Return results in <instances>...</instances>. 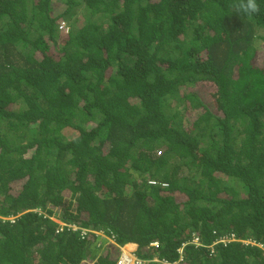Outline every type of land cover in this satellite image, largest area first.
<instances>
[{
	"label": "trees",
	"instance_id": "obj_1",
	"mask_svg": "<svg viewBox=\"0 0 264 264\" xmlns=\"http://www.w3.org/2000/svg\"><path fill=\"white\" fill-rule=\"evenodd\" d=\"M239 2L0 0V264H115L60 221L174 264H264V0Z\"/></svg>",
	"mask_w": 264,
	"mask_h": 264
},
{
	"label": "clouds",
	"instance_id": "obj_2",
	"mask_svg": "<svg viewBox=\"0 0 264 264\" xmlns=\"http://www.w3.org/2000/svg\"><path fill=\"white\" fill-rule=\"evenodd\" d=\"M236 10H237L238 13H241L242 12L244 14H254V13H258L260 9H259V6H258L256 0H240V2L236 5ZM60 26L61 27H65V30H67L68 27H69L68 26V23L67 22H64V21L59 24V27ZM162 185H165V183H162ZM62 223H65V222L60 221V226H62ZM88 232H93L94 234H96L98 236V240H100V242L97 243V247L98 248H100L102 246V244L103 243L105 244L106 242L107 243H111L112 245H114L116 247V251L113 249V251H115V264H119V260L121 258L131 259L132 257H137V258H140V259H145V260L148 261V264L150 263V261H156V262H159L161 264H166V263H164V261L168 262L169 264H174L175 263V261H168V260H166L164 258H159V256L157 254H155V253L151 257H142V256L138 255L136 253V251H135L136 250V246H137V244L135 242H127V243H134L135 244V247H133V248L128 247L126 245L127 243L119 244V243H117L115 241V234H113V233L105 234L102 230H98V231H92L91 230V231H88ZM231 233H233V232H231ZM227 234H230V233H227ZM112 235H113V237L111 238ZM234 236H235V234H234ZM215 238H213V240H211L209 243H205V244H203V243H201V244H195L192 241L193 238H189V240L183 241L181 243V245L177 248V251H178V259L181 257L183 247L187 243H190V244L193 243L195 245H204V246H208L209 248H212L213 245L216 244V243H213L214 240H215ZM235 238H236V236H235ZM235 240H237V238ZM239 240L241 242L245 243V244L252 243V241L249 240V239H241L240 238ZM246 240H248V241L245 242ZM217 243H221V242H217ZM150 246H153L154 248H157L158 247V242L157 241H153V242L150 243ZM258 246L261 247V244H258ZM84 262L85 263H89V261H84Z\"/></svg>",
	"mask_w": 264,
	"mask_h": 264
},
{
	"label": "built area",
	"instance_id": "obj_3",
	"mask_svg": "<svg viewBox=\"0 0 264 264\" xmlns=\"http://www.w3.org/2000/svg\"><path fill=\"white\" fill-rule=\"evenodd\" d=\"M152 182V181H151ZM35 210V209H34ZM14 218V216H11V215H7V216H0V219L2 220H12ZM63 225H66V226H71L74 230L76 229H79L80 230V235L83 237L88 231H91L90 229L88 228H84V227H78L74 224H65V223H62V226ZM62 226L59 227L57 229L60 230L62 229ZM113 237V235L111 236V238ZM235 236H234V233H230V234H225V235H221L219 237H216L214 242L213 243H217V242H222V243H226L230 240H235ZM195 244H201L198 236H194L193 237V240H192ZM164 263H168L166 261H164ZM119 264H148V261L145 260V259H140V258H137V257H132L131 259H128V258H121L119 260ZM169 264V263H168Z\"/></svg>",
	"mask_w": 264,
	"mask_h": 264
},
{
	"label": "rangeland",
	"instance_id": "obj_4",
	"mask_svg": "<svg viewBox=\"0 0 264 264\" xmlns=\"http://www.w3.org/2000/svg\"><path fill=\"white\" fill-rule=\"evenodd\" d=\"M62 8H63V6L61 5L60 10H62ZM61 28H63L62 30H65V27H61ZM257 42L259 43V45L257 46V49L255 51L256 52L255 55L251 59V63H253V64L262 63L263 62V57H264V47L262 45V41L258 39ZM215 88H216V86H214V84H208L206 82H203V83H201V84L198 85V90L202 94H204L205 100H209L210 99L211 96H209L208 94L212 90L214 91ZM211 108L214 109V107H211ZM216 113H220V111L218 109H216ZM185 124H186V126H188L190 124V122L186 120ZM67 132H69L68 129H67ZM247 241L248 240H246L245 242H247Z\"/></svg>",
	"mask_w": 264,
	"mask_h": 264
},
{
	"label": "crops",
	"instance_id": "obj_5",
	"mask_svg": "<svg viewBox=\"0 0 264 264\" xmlns=\"http://www.w3.org/2000/svg\"><path fill=\"white\" fill-rule=\"evenodd\" d=\"M104 241V240H103ZM128 247H130V248H133V247H135V244L134 243H127L126 244Z\"/></svg>",
	"mask_w": 264,
	"mask_h": 264
}]
</instances>
